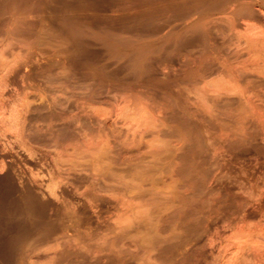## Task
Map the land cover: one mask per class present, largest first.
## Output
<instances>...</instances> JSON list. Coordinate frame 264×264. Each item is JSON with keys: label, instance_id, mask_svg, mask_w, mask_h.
Instances as JSON below:
<instances>
[{"label": "rangeland", "instance_id": "374dc122", "mask_svg": "<svg viewBox=\"0 0 264 264\" xmlns=\"http://www.w3.org/2000/svg\"><path fill=\"white\" fill-rule=\"evenodd\" d=\"M218 1L0 0V264H264V0Z\"/></svg>", "mask_w": 264, "mask_h": 264}, {"label": "bare ground", "instance_id": "6f19581e", "mask_svg": "<svg viewBox=\"0 0 264 264\" xmlns=\"http://www.w3.org/2000/svg\"><path fill=\"white\" fill-rule=\"evenodd\" d=\"M231 1L233 2V0H231ZM235 1H236V0H235ZM235 1H234V2H235ZM18 2H19V1H18ZM25 2H26V1H25ZM69 2H70V1H69ZM84 2H85V0H84ZM104 2H105V1H104ZM214 2H215V0H214ZM214 2H213V3H214ZM243 2H244V1H243ZM253 2H254V1H253ZM258 2H260V1H258ZM19 3H21V2H19ZM90 3H91V2H90ZM90 3H89V4H90ZM120 3H121V2H120ZM217 3L221 4V0L218 1ZM217 3H216V4H217ZM226 3H227V2H226V0H225V4H226ZM229 3H230V2H229ZM229 3H228V4H229ZM261 3H262V2H261ZM59 4H60V3H59ZM76 4H77V3H76ZM79 4H80V3H79ZM208 4H209V3H208ZM208 4H207V5H208ZM231 4H232V3H231ZM262 4H263V3H262ZM95 5H96V4H95ZM103 5H104V4H103ZM128 5H129V4H128ZM211 5H212V4H211ZM213 5H214V4H213ZM37 6H38V5H37ZM56 6H57V5H56ZM58 6H59V5H58ZM91 6H92V5H91ZM100 6H101V5H100ZM172 6H173V5H172ZM178 6H179V5H178ZM180 6H181V5H180ZM187 6H188V5H187ZM216 6H217V5H216ZM219 6H220V5H219ZM28 7H29V6H28ZM35 7H36V6H35ZM92 7H93V6H92ZM98 7H99V6H98ZM170 7H171V6H170ZM183 7H185V6L183 5ZM210 7H211V6H210ZM210 7H209V8H210ZM244 7H245V6H244ZM56 8H57V7H56ZM74 8H75V7H74ZM76 8H77V7H76ZM82 8H83V7H82ZM88 8H89V7H88ZM180 8H181V7H180ZM57 9H58V8H57ZM71 9H72V8H71ZM177 9H179V8H177ZM226 9H227V7H226ZM27 10H28V9H27ZM29 10H30V9H29ZM55 10H56V9H55ZM59 10H61V9H59ZM97 10H98V9H97ZM105 10H106V9H105ZM188 10H189V9H188ZM199 10H200V9H199ZM249 10H250V9H249ZM186 11H187V9H186ZM221 11H223V10H221ZM258 11H259V10H258ZM168 12H169V11H168ZM181 12H182V11H181ZM199 12H200V11H199ZM218 12H219V9H218ZM224 12H225V11H224ZM252 12H253V10H252ZM252 12H251V14H252ZM150 13H151V12H150ZM152 13H153V12H152ZM155 13H156V12H155ZM220 13H221V12H220ZM247 13H249L248 10H247ZM253 13H254V12H253ZM143 14H145V13H143ZM146 14H147V13H146ZM194 14H195V13H194ZM235 15H236V13H235ZM244 15H245V14L243 13V17H245ZM149 16H150V14H149ZM188 16H189V15H188ZM236 16H237V15H236ZM238 16H239V15H238ZM238 16H237V17H238ZM250 16H251V15H250ZM252 16H253V14H252ZM258 16H259V15H258ZM176 17H177V16H176ZM246 17H247V16H246ZM259 17H260V16H259ZM222 18H223V17H222ZM247 18H248V17H247ZM257 18H258V17H257ZM262 18H263V17H262ZM71 19H72V18H71ZM176 19H177V18H176ZM232 19H233V18H232ZM67 20H68V19H67ZM71 22H72V21H71ZM75 22H76V21H75ZM77 23H78V22H77ZM145 24H146V23H145ZM230 24L232 25L233 22H231ZM36 25H37V23H36ZM191 25H192V24H191ZM226 25H227V24L225 23V26H226ZM245 25H246V24H245ZM154 26H155V25H154ZM255 26H256V25H255ZM150 27H151V26H150ZM220 27H221V26H220ZM233 27H234V24H233ZM260 27H261V26H260ZM82 28H83V27H82ZM88 28H89V27H88ZM192 28H193V27H192ZM36 29H37V28H36ZM153 29H154V28H153ZM18 30H19V29H18ZM18 30H17V31H18ZM29 30H32V29H29ZM34 30H35V29H34ZM37 30H38V29H37ZM58 30H59V29H58ZM189 30H190V29H189ZM225 30H226V28H225ZM225 30H224V31H225ZM19 31H20V30H19ZM26 31H27V29H26ZM38 31H39V30H38ZM61 31H62V30H61ZM80 31H81V30H80ZM23 32H24V31H23ZM27 32H28V31H27ZM31 32H32V31H31ZM31 32H29V33H31ZM62 32H63V31H62ZM64 32H65V31H64ZM220 32H221V29H220ZM253 32H254V31H253ZM20 33H21V32H20ZM33 33H34V32H33ZM86 33H87V32H86ZM190 33H191V32H190ZM200 33H201V32H200ZM221 33H224V32H221ZM26 34H28V33H26ZM63 34H64V33H63ZM19 35H20V34H19ZM29 35H30V34H29ZM60 35H61V34H60ZM76 35H77V34H76ZM194 35H195V34H194ZM194 35H193L192 37H194ZM20 36H21V35H20ZM30 36H31V35H30ZM34 36H35V35H34ZM63 36H64V35H63ZM77 36H78V35H77ZM85 36H86V35H85ZM91 36H92V35H91ZM97 36H98V35H97ZM182 36H183V35H182ZM234 36H235V35H234ZM21 37H22V36H21ZM59 37H60V36H59ZM69 37H70V36H69ZM79 37H81V36H79ZM103 37H104V36H103ZM106 37H107V36H106ZM238 37H239V36H238ZM30 38H31V37H30ZM32 38H33V37H32ZM88 38H89V37H88ZM255 38H256V37H255ZM33 39H35V38H33ZM62 39H63V37H62ZM75 39H76V38H75ZM115 39H116V37H115ZM178 39H179V38H178ZM216 39H217V38H216ZM82 40H83V39H82ZM91 40H92V39H91ZM34 41H35V40H34ZM36 41H38V40H36ZM93 41H95V40H93ZM182 41H183V40H182ZM241 41H242V40H241ZM258 41H259V40H258ZM36 43H38V42H36ZM77 43H78V42H77ZM80 43H81V42H80ZM83 43H84V42H83ZM198 43H199V42H198ZM224 43H225V42H224ZM255 43H256V42H255ZM78 44H79V43H78ZM90 45H91V44H90ZM226 45H227V44H226ZM238 45H239V44H238ZM248 45H249V44H248ZM80 46H81V45H80ZM236 46H237V45H236ZM252 46H253V45H252ZM86 47H87V45H86ZM86 47H85V48H86ZM89 48H90V47H89ZM89 48H88V49H89ZM94 48H95V47H94ZM230 48H231V47H230ZM240 48H241V47H240ZM217 49H218V48H217ZM231 49H233V48H231ZM241 50H243V49H241ZM247 50H248V49H247ZM78 51H79V50H78ZM82 51H83V50H82ZM85 51H86V50H85ZM249 51H250V50H249ZM242 52H243V51H242ZM247 52H248V51H247ZM78 53H79V52H78ZM113 54H114V53H113ZM234 54H235V53H234ZM93 55H94V54H93ZM219 55H220V54H219ZM94 56H95V55H94ZM230 56H231V54H230ZM95 58H96V57H95ZM102 58H103V57H102ZM237 58H238V56H237ZM69 60H70V59H69ZM216 60H217V59H216ZM222 60H224V59H222ZM219 61H220V60H219ZM1 62H2V61H1ZM70 62H71V61H70ZM224 62H225V61H224ZM53 63H55V62H53ZM57 63H58V62H57ZM62 63H63V62H62ZM67 63H68V62H67ZM74 63H75V62H74ZM101 63H102V62H101ZM0 64H1V63H0ZM3 64H4V63H3ZM48 65H49V64H48ZM65 65H66V64H65ZM93 65H94V64H93ZM111 65H112V64H111ZM252 65H253V64H252ZM262 65H263V64H262ZM4 66H5V65H4ZM58 66H59V65H58ZM100 66H101V65H100ZM208 66H209V65H208ZM49 67H50V65H49ZM53 67H54V66H53ZM62 67H63V66H62ZM108 67H109V66H108ZM213 67H214V66H213ZM3 68H5V67H3ZM14 68H15V67H13V69H14ZM20 68H21V67H20ZM20 68H18V69H20ZM57 68L60 69V67H57ZM64 68H65V67H64ZM77 68H78V67H77ZM103 68H104V67H103ZM105 68H106V67H105ZM105 68H104V69H105ZM38 69H40V68H38ZM48 69H49V68H48ZM55 69H56V68H55ZM237 69H238V68H237ZM255 69H256V68H255ZM257 69H258V68H257ZM3 70H4V69H3ZM11 70H12V69H11ZM22 70H23V69H22ZM66 70H67V69H66ZM214 70H215V69H214ZM220 70H221V69H220ZM6 71H7V70H6ZM31 71H32V70H31ZM58 71H59V70H58ZM63 71H64V69H63ZM71 71H72V70H71ZM77 71H78V70H77ZM204 71H205V70H204ZM217 71H218V70H217ZM217 71H216V72H217ZM225 71L228 72L226 69H225ZM256 71H257V70H256ZM10 72H11V71H10ZM41 72H43V71H41ZM59 72L62 73L61 71H59ZM64 72H66V71H64ZM74 72H75V71H74ZM233 72H234V71H233ZM239 72H240V70H239ZM241 72H242V71H241ZM5 73H6V72H5ZM30 73H31V72H30ZM46 73H47V72H46ZM76 73H77V72H76ZM201 73H202V72H201ZM205 73H206V72H205ZM220 73H221V72H220ZM242 73H243V72H242ZM242 73H241V74H242ZM31 74H32V73H31ZM39 74H40V73H39ZM58 74H59V73H58ZM58 74H57V75H58ZM72 74H73V73H72ZM79 74H80V73H79ZM223 74H224V73H223ZM234 74H235V73H234ZM236 74H237V71H236ZM238 74H240V73H238ZM13 75H14V74H13ZM15 75H17V74H15ZM35 75H36V74H35ZM221 75H222V74H221ZM244 75H245V74H244ZM250 75H251V74H250ZM27 76H28V75H27ZM37 76H38V75H37ZM254 76H255V75H254ZM254 76H253V77H254ZM60 77H61V76H60ZM72 77H73V76H72ZM77 77H78V76H77ZM32 78H33V77H32ZM37 78H38V77H37ZM49 78H50V77H49ZM49 78H48V79H49ZM54 78H55V77H54ZM75 78H76V77H75ZM81 78H82V77H81ZM238 78H239V76H238ZM258 78H259V77H258ZM30 79H31V78H30ZM46 79H47V78H46ZM59 79H60V78H59ZM79 79H80V76H79ZM87 79H88V78H87ZM244 79H245V78H244ZM248 79H250V78H248ZM248 79H247V80H248ZM3 80H4V79H3ZM43 80H45V79H43ZM51 80H52V79H51ZM51 80H50V81H51ZM65 80H66V79H65ZM72 80H73V79H72ZM251 80H252V79H251ZM254 80H255V79H254ZM254 80H253V81H254ZM260 80H261V79H260ZM67 81H68V80H67ZM73 81H74V80H73ZM82 81H83V80H82ZM85 81H86V80H85ZM47 82H48V80H47ZM52 82H53V81H52ZM248 82H249V81H248ZM254 82H255V81H254ZM258 82H259V81H258ZM3 83H4V82H3ZM3 83H2V84H3ZM11 83H12V82H11ZM53 83H54V82H53ZM249 83H250V82H249ZM48 84H49V83H48ZM262 84H263V83H262ZM61 85H62V84H61ZM100 85H101V84H100ZM250 85H251V84H250ZM252 85H253V82H252ZM73 86H74V85H73ZM101 86H102V85H101ZM98 88H99V87H98ZM262 88H263V87H262ZM44 89H45V88H44ZM100 89H101V88H100ZM66 90H68V89H66ZM75 90H76V89H75ZM97 90H98V89H97ZM68 91H70V90H68ZM68 91H67V92H68ZM95 91H96V90H95ZM44 92H45V91H44ZM44 92H43V93H44ZM56 92H57V91H56ZM59 92H60V91H59ZM96 92H97V91H96ZM96 92H95V93H96ZM45 93H46V92H45ZM53 93H54V92H53ZM92 93H93V92H92ZM92 93H91V94H92ZM100 93H101V92H100ZM56 94H57V93H56ZM97 94H98V93H97ZM97 94H94V95H97ZM46 95H48V94H46ZM46 95H45V96H46ZM52 95H53V94H51V97H52ZM89 95H90V94H89ZM48 96H49V95H48ZM80 96H81V95H80ZM82 96H83V95H82ZM82 96H81V97H82ZM87 96H88V95H87ZM92 96H93V95H92ZM38 97H39V96H38ZM38 97H37V98H38ZM70 97H71V96H70ZM35 98H36V97H35ZM41 98H42V95H41ZM48 98H49V97H48ZM54 98H55V97H54ZM54 98H53V99H54ZM99 98H100V97H99ZM50 99H51V98H50ZM88 99H89V96H88ZM42 100H43V99H42ZM51 100H52V99H51ZM81 100H82V99H81ZM27 101H28V100H27ZM48 101H49V100H48ZM73 101H74V100H73ZM34 102H35V101H34ZM50 102H51V101H50ZM53 102H54V100L52 101V103H53ZM61 102H62V101H61ZM61 102H60V103H61ZM23 103H24V102H23ZM27 103H28V102H27ZM44 103H45V102H44ZM24 104H25V103H24ZM35 104H37V103H35ZM47 104H49V103H47ZM50 104H51V103H50ZM65 104H67V103H65ZM68 104H69V102H68ZM72 104H73V103H72ZM80 104H81V103H80ZM32 105H33V103H32ZM45 105H46V104H45ZM52 105H53V104H52ZM52 105H50V106H52ZM55 105L57 106L56 103H55ZM78 105H79V103H78ZM179 105H180V104H179ZM24 106H25V105H24ZM26 106H27V104H26ZM30 106H31V105H30ZM66 106H67V105H66ZM180 106H181V105H180ZM28 107H29V106H28ZM59 107H60V106H59ZM24 108H25V107H24ZM45 108H46V107H45ZM47 108L49 109V105H48ZM47 108H46V109H47ZM46 109H44V110H45V113H47L46 111H48V109H47V110H46ZM51 109H53V107H52ZM62 109H63V108H62ZM36 110H38V113H37V114H40V113H41L40 110L42 111V113H44V112H43V109H40V110H39V109H36ZM57 110H58V109H57ZM52 111H53V110H52ZM52 111H51V112H52ZM23 112H25V114L27 113L26 111H23ZM36 112H37V111H36ZM54 112H55V111H53L52 113H54ZM58 112H59V111H58ZM45 113H44V114H45ZM48 113H50V111H49ZM52 113H51V114H52ZM66 113H67V112H66ZM35 114H36V113H35ZM86 114H87V113H86ZM48 115H49V114H48ZM48 115H47V116H48ZM53 115H54V114H52L51 116H53ZM55 115L57 116V114H55ZM37 116H38V115H37ZM47 116H46V118H47ZM51 116H50V117H51ZM61 116H62V115H61ZM40 117L42 118V116H40ZM44 117H45V115H44ZM62 117H63V116H62ZM35 118H36V117H35ZM54 118H55V117H54ZM30 119H31V118H29V120H30ZM56 119H57V118H56ZM60 119H61V118H60ZM60 119H59V120H60ZM80 119H81V118H80ZM24 120H25V119H24ZM31 120H32V119H31ZM38 120H39V119H38ZM50 120H51V119H50ZM57 120H58V119H57ZM61 120H62V119H61ZM64 120H66V118H65ZM67 120H68V119H67ZM90 120H91V119H90ZM45 121H46V120H45ZM47 121H49V120H47ZM54 121L56 122V120H54ZM74 121H75V120H74ZM32 122H33V120H32ZM36 122H37V121H36ZM49 122H50V121H49ZM51 122H52V121H51ZM55 122H54V123H55ZM58 122H59V121H58ZM60 122H61V121H60ZM90 122H91V121H90ZM46 123H47V122H46ZM63 123H64V121H63ZM74 123H75V122H74ZM76 123H77V122H76ZM48 124H49V123H48ZM52 124H53V123H52ZM55 124H56V123H55ZM45 125H46V124H45ZM67 125H68V124H67ZM67 125H66L65 127H67ZM70 125H72V124H70ZM70 125H69V126H70ZM74 125H75V124H74ZM80 125H81V123H80ZM32 126H33V125H32ZM35 126H36V125H35ZM49 126H50V125H49ZM60 126H61V125H60ZM77 126H78V125H77ZM86 126H87V124H86ZM28 127H29V126H28ZM40 127H41V126H40ZM52 127H53V126H52ZM56 127H57V126H56ZM58 127H59V125H58ZM89 127H90V126H89ZM30 128H31V127H30ZM35 128H36V127H35ZM44 128H45V127H44ZM46 128H47V127H46ZM68 128H72V127H68ZM68 128H67V129H68ZM49 129H50V128H49ZM56 129H57V128H56ZM67 129H66V130H67ZM75 129H76V127H75ZM30 130H32V128H31ZM40 130H41V129H40ZM42 130H43V129H42ZM44 130H45V129H44ZM47 130H48V129H47ZM68 130H69V129H68ZM70 130H72V129H70ZM83 130H84V129H83ZM50 131H51V130H50ZM40 132H41V131H40ZM59 132H60V131H59ZM64 132H65V130H64ZM71 132H72V131H71ZM90 132H91V130H90ZM50 133H51V132H50ZM76 133H77V132H76ZM33 134H34V133H33ZM40 134H41V133H40ZM84 135H85V134H84ZM59 136H60V135H59ZM60 137H61V136H60ZM53 138H54V137H53ZM55 138H56V137H55ZM58 138H59V137H58ZM41 139H42V138H41ZM56 139H57V138H56ZM36 140H37V138H36ZM65 141H67V140H65ZM100 147H102V146H100ZM102 149H103V148H102ZM104 152H106V151H104ZM100 156H103V155H100ZM97 157H98V160H99V156H97ZM97 157H96V158H97ZM104 158H105V157H104ZM102 159H103V158H102ZM5 177H7V175H6ZM9 177H10V176H9ZM1 179H2V178H1ZM83 179H84V178H83ZM2 180H3V179H2ZM81 180H82V179H81ZM12 181H13V180H12ZM82 181H83V180H82ZM4 184H5V183H4ZM13 185H14V184H13ZM91 185H92V184H91ZM1 186H2V184H1ZM1 186H0V187H1ZM5 186H6V185H5ZM3 189H4V188H3ZM5 191H6V190H5ZM3 192H4V191H3ZM13 193H14V192H13ZM15 195H16V194H15ZM13 196H14V195H13ZM30 196H31V195H30ZM3 197H4V196H3ZM35 197H36V196H35ZM30 198H31V197H30ZM32 198H33V197H32ZM3 199H4V198H3ZM27 199H28V198H26V200H27ZM34 199H35V198H34ZM33 201H34V200H33ZM33 201L31 200V202H33ZM15 202H16V201H15ZM15 202H14V203H15ZM12 203H13V202H12ZM27 203H28V202H27ZM25 204H26V203H25ZM32 204H34V203H32ZM38 205H39V203H38ZM38 205H37V206H38ZM17 206H18V205H17ZM30 206H31V205H30ZM39 206H40V205H39ZM46 206H47V205H46ZM29 208H30V207H29ZM35 208H36V207H35ZM21 209H23V208L21 207ZM24 209H25V207H24ZM7 210H9V209H7ZM13 210H15V209L13 208ZM26 210H27V209H26ZM34 210H35V209H34ZM34 210L32 209V211H34ZM38 210H39V209H37V211H38ZM2 211H3V210H2ZM18 211H19V209H18ZM37 211H35V212H37ZM43 211H44V210H43ZM11 212H12V211H11ZM13 212H14V211H13ZM23 212H24V210H23ZM23 212H22V214H21V212H20L18 216H20V214H21V216H23ZM0 213H1V212H0ZM4 213H5V212H4ZM15 213L18 214L17 212H15ZM37 213H39V212H37ZM43 213H44V212H43ZM43 213H42V216H43ZM45 213H46V212H45ZM85 213H86V212H85ZM2 214H3V213H2ZM31 214H34V213L31 212ZM58 214H59V213H58ZM24 215H25V213H24ZM1 216H2V215H1ZM9 216H10V215H9ZM12 216H13V215H12ZM16 216H17V215H16ZM37 216H38V215H37ZM57 216L59 217V215H57ZM78 216H79V215H78ZM13 217H14V216H13ZM27 217L29 218L28 215H27ZM30 217H31V216H30ZM43 217H44V216H43ZM79 217H80V216H79ZM87 217H89V216H87ZM15 218H16V217H15ZM18 218H19V217H18ZM31 218H33V217H31ZM78 219H79V218H78ZM86 219H87V218H86ZM16 220H17V219H16ZM20 220H21V219H20ZM29 220H30V219H29ZM29 220H27V221H29ZM80 220H81V219H80ZM42 221H43V220H42ZM1 222H2V221H1ZM21 222H22V221H20L19 223H21ZM24 223H25V222H24ZM84 224H85V223H84ZM1 225H2V223H1ZM15 225L18 226V224H15ZM25 225H26V224H25ZM25 225H24V224H22V225L19 224V226H20L21 228H22V226H25ZM27 225H28V224H27ZM63 225H64V224H63ZM128 225H130V224H128ZM147 225H148V224H147ZM149 225H150V224H149ZM151 225H152V224H151ZM28 226H29V225H28ZM28 226H27L26 228H28ZM32 227H33V226H32ZM15 228H16V226H15ZM21 228H20V229H21ZM26 228H25L24 230H26ZM52 228H53V227H52ZM60 228H61V227H60ZM166 228H167V227H166ZM50 229H51V228H50ZM54 229H56V228H54ZM64 229H65V228H64ZM143 229H144V228H143ZM163 229H164V226H163ZM169 229H170V228H169ZM42 230H43V229H42ZM159 230H160V229H159ZM175 231H176V230H175ZM56 232H57V231H56ZM169 232H170V230H169ZM173 232H174V231H173ZM161 233L163 234L164 232L161 231ZM147 234H148V233H147ZM168 235H169V234H168ZM177 235H178V234H177ZM177 235H176V236H177ZM48 236H49V235H48ZM136 236H137V235H136ZM46 237H47V236H46ZM132 238H133V237H132ZM173 239H174V238H173ZM179 239H180V238H179ZM21 240H22L21 242H23V239H22V238H21ZM133 240H134V239H133ZM144 241H145V240H144ZM146 241H147V240H146ZM162 241H163V240H162ZM186 241H187V240H186ZM17 242L19 243L20 241L18 240ZM17 242H16V243H17ZM21 242H20V243H21ZM11 243H14V242H11ZM126 243H127V242H126ZM138 243H139V242H138ZM174 243H175V242H174ZM14 244H15V243H14ZM23 244H24V243H23ZM127 244H129V243H127ZM135 244H136V243H135ZM139 244H140V243H139ZM144 244H145V243H144ZM147 244H148V241H147ZM18 245L21 246V244H18ZM125 245H126V244H125ZM130 245H131V244H130ZM175 245H176V244H175ZM11 246H12V245H11ZM20 246H19V247H20ZM128 246H129V245H128ZM138 246H140V245H138ZM177 246H178V245H177ZM15 247H16V246H15ZM100 247H101V246H100ZM140 247H141V246H140ZM12 248H13V247H12ZM161 248H162V247H161ZM173 248H174V247H173ZM99 249H100V248H99ZM11 250H12V249H11ZM14 250H15V249H14ZM97 250H98V249H97ZM101 251H102V250H101ZM134 251H135V250H134ZM153 251H154V250H153ZM5 252H8V251H5ZM17 252H18V251H17ZM22 252H23V251H22ZM123 252H124V251H123ZM123 252H122V253H123ZM131 252H132V251H131ZM154 252H156V251H154ZM13 253L16 254L15 252H13ZM19 253L21 254L20 251L18 252V254H19ZM124 253H125V252H124ZM124 253H123V255H124ZM20 254H19V255H20ZM125 254H126V253H125ZM76 255H77V254H75V256H76ZM7 256H10V255H7ZM16 256H18V255L16 254ZM69 256H70V255H69ZM78 256H79V255H78ZM151 256H152V255H151ZM165 256H166V255H165ZM18 257H19V256H18ZM88 257H90V256H88ZM122 257L124 258V256H122ZM127 257H128V255L125 257V258H126V261H128V259H129V258L127 259ZM144 257H145V256H144ZM144 257H143V258H144ZM67 258H68V257H67ZM76 258H77V257H76ZM84 258H86V257H84ZM125 258H124V259H125ZM9 259H10V258H9ZM77 259H79V258H77ZM137 259H139V258H137ZM10 260H11V259H10ZM82 260H83V259H82ZM84 260H85V259H84ZM90 260H91V259H90ZM92 260H93V259H92ZM96 260H97V259H96ZM99 260H100V259H99ZM15 261H16V260H15ZM79 261H80V260H78V262H79ZM85 261H86V260H85ZM85 261H84V264L86 263ZM88 261H89V259H88ZM101 261H102V260H101ZM78 262H77V263H78ZM96 262H97V261H96ZM96 262H95V263H96ZM135 262H136V261H135ZM135 262H134V263H135ZM68 263H69V262H68ZM77 263H75V264H77ZM81 263H83V262H81ZM81 263H79V264H81ZM90 263H91V262H90ZM92 263H93V261H92ZM92 263H91V264H92ZM95 263H94V264H95ZM97 263H98V262H97ZM97 263H96V264H97ZM86 264H88V263H86ZM122 264H123V263H122ZM125 264H126V262H125ZM135 264H136V263H135Z\"/></svg>", "mask_w": 264, "mask_h": 264}]
</instances>
